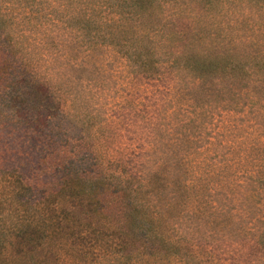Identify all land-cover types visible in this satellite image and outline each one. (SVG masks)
Wrapping results in <instances>:
<instances>
[{
	"label": "trees",
	"instance_id": "obj_1",
	"mask_svg": "<svg viewBox=\"0 0 264 264\" xmlns=\"http://www.w3.org/2000/svg\"><path fill=\"white\" fill-rule=\"evenodd\" d=\"M60 1L0 0V264H264V0ZM37 3L150 100L145 168L111 167L66 76L20 56Z\"/></svg>",
	"mask_w": 264,
	"mask_h": 264
},
{
	"label": "rangeland",
	"instance_id": "obj_2",
	"mask_svg": "<svg viewBox=\"0 0 264 264\" xmlns=\"http://www.w3.org/2000/svg\"><path fill=\"white\" fill-rule=\"evenodd\" d=\"M42 7L43 3H37L36 8L39 13L32 19L22 18V22L14 21V43L16 49L20 52V56L29 59L32 64L34 63L39 72L46 75H52L53 73L56 77L62 74L66 76L69 84L67 89L74 97L72 102L76 105L81 101L85 106V113L91 124L88 129L95 133L94 137L97 142L99 140L100 146L103 148L102 153L105 158L110 160L111 167L117 165L120 160L126 157L127 163L125 166L129 167V165L134 164V161H137L136 169L139 170V165L145 168L146 162L144 164L140 154L147 146L148 133L145 126V117L151 111L148 104L151 103L150 100L143 93L141 98L137 99V96L133 94L129 85L124 81L126 71L118 70V66L113 59L102 70L98 71L97 75L92 72H85L84 69L89 68V64L82 57V48L75 46L78 41L75 45L71 43V36L68 32L69 23L59 24L57 21L59 19L63 20L61 17H63L64 12L60 11V17L57 13L58 17H56L57 15L54 16L57 18L55 19L53 15H46L44 11H41ZM46 19L47 21H45ZM57 48L58 50H56ZM57 55L61 56V59ZM84 78H88L89 81L84 83ZM122 95L127 101V107L120 114L121 119L114 120L115 123L111 126H102V120L109 117L106 109L111 108L112 110L114 106L118 105L121 102ZM82 99L87 105L82 102ZM117 112L120 113L121 108ZM120 115L113 116L119 117ZM95 125L98 126V129ZM64 127H66L68 137L85 138V131H80L79 126L77 128L66 124ZM98 134L102 136V139H98ZM135 139L133 146L130 145ZM128 147L133 150L126 154L124 152ZM98 264L144 263L134 261L133 257H116Z\"/></svg>",
	"mask_w": 264,
	"mask_h": 264
}]
</instances>
